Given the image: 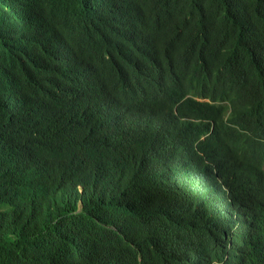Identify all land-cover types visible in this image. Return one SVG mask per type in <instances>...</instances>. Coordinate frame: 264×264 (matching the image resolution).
<instances>
[{
  "label": "trees",
  "instance_id": "trees-1",
  "mask_svg": "<svg viewBox=\"0 0 264 264\" xmlns=\"http://www.w3.org/2000/svg\"><path fill=\"white\" fill-rule=\"evenodd\" d=\"M0 264H264V0H0Z\"/></svg>",
  "mask_w": 264,
  "mask_h": 264
}]
</instances>
